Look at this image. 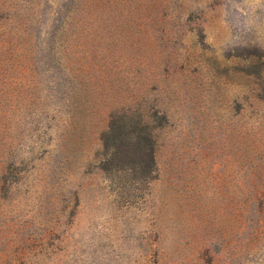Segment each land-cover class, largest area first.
<instances>
[{"label": "rangeland", "instance_id": "obj_1", "mask_svg": "<svg viewBox=\"0 0 264 264\" xmlns=\"http://www.w3.org/2000/svg\"><path fill=\"white\" fill-rule=\"evenodd\" d=\"M70 1L0 0V264H264V0H114L160 18L141 75H69ZM127 77L161 172L105 141Z\"/></svg>", "mask_w": 264, "mask_h": 264}, {"label": "trees", "instance_id": "obj_2", "mask_svg": "<svg viewBox=\"0 0 264 264\" xmlns=\"http://www.w3.org/2000/svg\"><path fill=\"white\" fill-rule=\"evenodd\" d=\"M113 4L114 0H71L67 5L56 43H62L66 37L64 41L71 49V53L67 52L74 64L69 75H116L117 66L123 67V75H141L140 41L150 31L144 32V28L157 25L160 18L155 15L153 2L136 6L134 15L130 13L129 17L122 11L113 15ZM130 5H134V0ZM124 85L127 88L123 95L124 121L119 126L117 123L109 126L105 141L115 140L118 128H122L128 140L138 146L136 152L145 159L147 167L161 172L163 129L151 121L152 99L141 90L140 80L127 77ZM162 115L170 120L168 111Z\"/></svg>", "mask_w": 264, "mask_h": 264}]
</instances>
